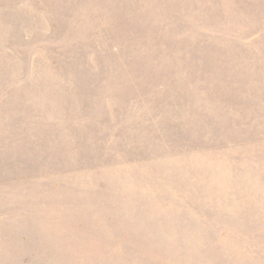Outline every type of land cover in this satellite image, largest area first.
Segmentation results:
<instances>
[{
  "label": "rangeland",
  "instance_id": "1",
  "mask_svg": "<svg viewBox=\"0 0 264 264\" xmlns=\"http://www.w3.org/2000/svg\"><path fill=\"white\" fill-rule=\"evenodd\" d=\"M0 264H264V0H0Z\"/></svg>",
  "mask_w": 264,
  "mask_h": 264
}]
</instances>
